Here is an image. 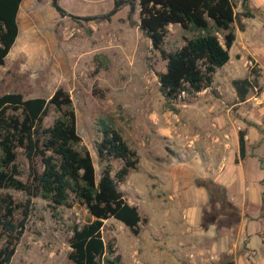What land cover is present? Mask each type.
Returning a JSON list of instances; mask_svg holds the SVG:
<instances>
[{
	"label": "rangeland",
	"instance_id": "1",
	"mask_svg": "<svg viewBox=\"0 0 264 264\" xmlns=\"http://www.w3.org/2000/svg\"><path fill=\"white\" fill-rule=\"evenodd\" d=\"M57 1L61 8L77 19L60 17L52 8L51 0H23L21 3L17 16L18 36L0 67V95L20 93L24 98L49 99L58 88L67 91L75 111L81 145L88 149L93 159L97 180L101 165L95 145L100 140V125L108 124L116 130L129 148L137 153L138 166L145 172V169L152 168L136 183L138 188L131 185L127 189L125 182L119 185L126 199L138 202L136 196L141 200L138 203L144 205L142 199L150 200L155 195L160 202L158 191L161 182L155 169L161 175L166 164H181L189 167L188 174H192L195 165L204 167L210 156L208 147L211 144H219L221 139L230 140L232 133L236 138L240 127L253 126L264 134V70L259 67L261 53L257 45L248 47L243 36L235 41L231 59L216 74L212 87L192 95L182 94L176 101L168 103L160 92L157 76L165 71V62L151 51L149 40L139 31L137 11L131 15V20H128L127 6L108 22L84 20L85 17L107 13L113 0ZM238 3L236 0L235 12L237 21H241L245 11L243 3L246 2L243 0L242 3L244 11ZM237 28L235 23L234 29ZM184 37L189 35L178 26H169L165 47L171 50L180 46ZM255 38L258 40L261 35L256 33ZM251 70L256 71L254 75L258 77L259 90L250 91L248 101L238 105L231 82L245 78ZM55 117L56 114L50 111L44 124L50 125ZM227 120L232 123L227 125ZM227 150L232 158L234 154L236 156L229 146ZM248 156L250 153H246L241 160L243 167L237 171L230 164V158L225 161L222 156L219 157L220 166L215 169L222 170L226 164V179L236 182L247 196L250 212L256 214L260 210L256 203L259 191L256 180L261 171L255 158ZM263 158L264 147L259 157V165L264 172ZM19 163L23 173L21 178L25 179V160L20 157ZM112 167L116 171L121 163L115 161ZM184 178L185 184L192 189L196 187L206 191L200 185L204 181L217 185L212 178L190 179V175ZM262 183L264 199V180ZM222 189V193L214 192L211 196L206 191L207 198L203 201L197 200V196L193 199L191 195V200L184 199L183 202L169 197L166 201L165 195L162 202L173 208L172 227L166 222V207L164 212L158 211L162 205L156 203L152 205L156 211L150 214L141 209L140 217L145 222L140 224L137 235L120 222L110 219L104 222L103 239L114 245L123 264H175L178 246L187 248L185 259H195L198 263L234 264L235 259L239 264L244 256L249 261L245 246L235 249L233 254L228 247L212 250L214 244L211 241L217 240L216 237L211 241L203 239V244H198V239L196 242L183 241L185 232L181 231L194 225L203 232L211 227L216 233L229 231L234 237L242 215L228 199L226 188ZM138 191L142 194L139 195ZM0 195L11 196L15 203H24L26 199L23 193L13 190H0ZM31 203L24 232L15 246L10 264H69L67 241L71 228L89 218L86 210L71 204L69 208L52 211L40 199H33ZM20 218L17 213L16 219ZM258 225L264 228L262 223ZM256 243L259 246L258 238L253 240V244ZM3 245L4 239L0 234V248ZM258 255V264H264L263 251L259 250Z\"/></svg>",
	"mask_w": 264,
	"mask_h": 264
},
{
	"label": "trees",
	"instance_id": "2",
	"mask_svg": "<svg viewBox=\"0 0 264 264\" xmlns=\"http://www.w3.org/2000/svg\"><path fill=\"white\" fill-rule=\"evenodd\" d=\"M23 0H0V67L18 36L17 16ZM60 17L68 14L51 0ZM129 9L128 20L137 11L138 29L150 42L151 50L165 62V71L158 73L160 92L168 103L182 94L192 95L212 87L216 72L230 59L229 50L235 42L234 24L237 21L236 0H113L112 8L101 16L84 20L110 21L122 7ZM244 17H255L243 3ZM178 26L189 37L171 50L165 47L169 26ZM256 71H249L243 79L231 82L239 103L252 90H259ZM50 111L56 114L50 125L44 119ZM100 140L95 145L101 165L98 180L93 159L81 145L77 133L76 116L67 91L58 88L49 99L24 98L20 93L0 95V190L21 192L24 203H15L9 195H0V234L4 245L0 248V264H10L26 220L32 200L40 199L52 211L83 207L88 219L71 228L67 244L69 264H123L111 242L102 236L104 222H120L132 234L139 233L145 222L135 206L129 205L119 189L128 173L139 164L137 153L129 148L122 136L107 124L100 125ZM26 164L23 176L19 158ZM245 158V133L238 132V158ZM121 167L114 171L112 163ZM208 191L222 193L221 186L210 181L200 184ZM223 200L231 208L232 206ZM263 217H264V199ZM21 218L16 219V214Z\"/></svg>",
	"mask_w": 264,
	"mask_h": 264
},
{
	"label": "crops",
	"instance_id": "3",
	"mask_svg": "<svg viewBox=\"0 0 264 264\" xmlns=\"http://www.w3.org/2000/svg\"><path fill=\"white\" fill-rule=\"evenodd\" d=\"M245 2L250 11L251 9H255L256 11L264 15V0H245ZM242 3H243V0H239V3H238L239 8H242ZM240 23L243 26V30H239L238 28L235 30L234 32L235 41L238 39V37L243 36L245 39V44L248 45V47L251 45H257L261 53V56H260L261 60H260L259 67L263 68L264 70V20L256 15L255 17L241 16ZM256 33L261 35V38H259L258 40L255 38ZM234 44L229 50L230 59H231V54H232L231 52L235 48ZM224 67L225 65L222 68ZM221 69H219L216 72V74ZM215 76H214V79H215ZM233 93L236 97V93L234 89H233ZM247 101H248V98H246L244 102L239 103L236 97V103L238 105H244L245 102ZM229 122L230 124L232 123L230 120H227L226 124L228 125ZM262 126L263 124L260 125V127ZM240 131H243L245 133V155L246 153L247 154L250 153V156H248V158L254 157L261 171L260 177L256 180V182L259 184L258 196L256 197V203L260 207V210L258 211V213L252 214L250 212L249 206L247 204L248 202L247 196L245 193L243 194L241 190L237 187L236 182L229 181L228 179H226L225 177L226 164L224 163V167L222 168V170L218 169L217 171L215 169L216 167L220 166L219 157L221 156L224 157L225 161H227L228 158H230L231 160L230 164H232L234 171H237L238 169L243 167L244 162L242 163L241 160H238L237 162L235 161L238 158V151H237L238 133H237L236 138H233V133H232V137L230 138V140L221 139L219 144H213V145L211 144L208 147L210 156H208V160L204 164V167L202 165L201 167L197 168L195 167L196 166L195 165L194 166L195 172L192 174H188L190 173L189 167H186L185 165H181V164H178V165L171 164V163L166 164V169L163 170V174L161 175H159L158 170L155 169V171L157 172L156 175L160 176V182H161L160 184L161 187L158 191L160 193L159 195L161 196L160 202H157V196L155 195H152V199L150 200L142 199L145 201L144 203H142L144 205H140L138 203L141 200H139V198H137L136 196L134 197L136 200H138V202L134 201L131 198L126 199L125 196L124 198L129 205L135 206L137 208L139 215L141 213V209L144 210L145 214H150L151 212L156 211L155 209L152 208V205L156 203H159L160 205H162V208H160L158 211L164 212L165 207H166V222L169 226L172 227L174 225L173 224V218H174L173 208L171 209L170 205L167 202L165 206V204L162 202L164 199V196L166 195V201H167V197H169L171 198V200H173L174 198L176 201L180 200L183 202L184 199L191 200V197L193 199H196L195 196L198 197L197 200H199L200 198V200L203 201L204 199L207 198L206 191L203 189L196 188V187L192 189V187L187 186L185 184L184 177L190 175V179L193 177L212 178L217 185H220L226 188L228 199L232 201L233 206H235L236 208L240 210L242 216H241V220L238 225V229L235 232V235L233 237L232 235H230L229 231L227 232L224 230L220 233H216L215 229L211 227L210 229L203 232L199 230V228H196L194 225L193 228L187 227L185 231H181V233L185 232L183 235V241L185 242L186 240H194L196 242V240L198 239L199 240L198 244H201L203 239L206 241L207 240L211 241V238L216 237L217 240L211 241V243L214 244L213 247H211L212 250H217L218 248L220 249L223 247H228L229 249L228 251L233 254L235 249L237 250L241 248L242 246H245L247 253L249 254V257H250L249 261H251L252 264H258L259 250L263 251V255H264V228H259V225H258L259 223H262L264 227V217H262L263 216L262 215L263 213V203H262L263 183L262 182L264 180V172L260 168V165H259L260 164L259 157H261L263 154L264 134H263V131H259L253 126L244 125L240 127ZM228 146L232 150H234V152H236V156L234 154L233 158L230 156V154H228L230 153V151L227 150ZM145 170L146 172L139 165L138 169L130 171L126 177V180L124 181L126 183V188L128 189L131 185L138 188L136 183H138L145 175L147 176L149 170H152V168L145 169ZM123 188H125V186ZM138 194L141 195L142 193L138 191ZM249 226H251L250 227L251 230H248ZM256 238L259 239V243H260L259 246L257 245V243L253 244V240H255ZM177 249H178V252L176 255H177L178 260L176 261L175 264H203V263H198L199 261L195 259L194 260L185 259V256H186L185 249L187 248H181L180 246H178ZM201 260H204V259L202 258ZM249 261L244 256V258L240 260L239 264H246V263L249 264ZM234 264H237V262H235V259H234Z\"/></svg>",
	"mask_w": 264,
	"mask_h": 264
},
{
	"label": "water",
	"instance_id": "4",
	"mask_svg": "<svg viewBox=\"0 0 264 264\" xmlns=\"http://www.w3.org/2000/svg\"><path fill=\"white\" fill-rule=\"evenodd\" d=\"M251 12L254 14V15H256V16H258V17H260L261 19H263L264 20V15H262L261 13H259L258 11H256L255 9H251ZM151 49V48H150ZM152 51V50H151Z\"/></svg>",
	"mask_w": 264,
	"mask_h": 264
}]
</instances>
